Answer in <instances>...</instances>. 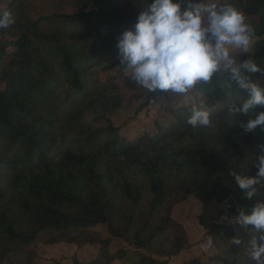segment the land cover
I'll list each match as a JSON object with an SVG mask.
<instances>
[{
	"label": "trees",
	"instance_id": "1",
	"mask_svg": "<svg viewBox=\"0 0 264 264\" xmlns=\"http://www.w3.org/2000/svg\"><path fill=\"white\" fill-rule=\"evenodd\" d=\"M232 2L255 28L251 53L241 54L238 63L252 55L264 69V0ZM74 6V13L32 20L23 0L9 3L15 16L11 29L18 32L14 41L0 44V59L12 48L0 70V264H21L22 258H29L22 264H33L29 246L39 235L49 243L71 242L74 236L64 237L70 230L97 226L109 235L97 240L92 259L74 258L73 264H168L189 243L176 223L177 237L168 249L161 246L167 228L175 227L163 209L190 195L202 206V237H210L216 250L209 264H254L247 247L251 229L218 220L264 199V188L251 199L244 197L229 175L233 170L254 175L257 145L264 142V128L245 132L239 121L248 117L229 115L230 106L246 93L234 83L229 87L228 73L222 78L218 72L194 88L213 103L211 128L186 123L191 104H175L174 123L158 125L153 136L128 138L110 123L83 124L88 112L103 120L140 99L138 110L145 108L164 92L144 89L127 101L117 85L99 80L104 72L126 68L120 65L117 39L134 28L142 10H133L127 0H74ZM188 6L183 0L182 9ZM54 20L60 21L54 28L40 29L41 21ZM5 33L8 29H0V35ZM123 77L126 86L138 89L128 73ZM252 78L264 84V72ZM252 111L258 114L264 106ZM235 235L240 245L231 243ZM185 264L202 263L193 258Z\"/></svg>",
	"mask_w": 264,
	"mask_h": 264
},
{
	"label": "clouds",
	"instance_id": "2",
	"mask_svg": "<svg viewBox=\"0 0 264 264\" xmlns=\"http://www.w3.org/2000/svg\"><path fill=\"white\" fill-rule=\"evenodd\" d=\"M151 0L137 17L133 29L124 30L116 47L120 65L128 69L129 77L149 93L155 91L187 95L198 85L210 82L223 69L228 73L229 87L234 83L246 97L230 106L229 115L243 114L239 121L245 132L258 126L264 128V111L252 110L264 106V84L252 77L264 69L249 56L237 62L234 52H249L255 40V28L232 0ZM15 23L11 10H0V29ZM186 123L193 129L214 127L210 109L203 98L193 101ZM254 175L230 171L236 187L251 199L264 188V142L257 145ZM223 220L224 218L221 217ZM230 223L251 229L248 257L254 264H264V199L242 208ZM234 245L242 240L230 239ZM211 246V241L208 242Z\"/></svg>",
	"mask_w": 264,
	"mask_h": 264
},
{
	"label": "rangeland",
	"instance_id": "3",
	"mask_svg": "<svg viewBox=\"0 0 264 264\" xmlns=\"http://www.w3.org/2000/svg\"><path fill=\"white\" fill-rule=\"evenodd\" d=\"M11 0H0V10L9 9V3ZM25 6V12L29 18L36 20L44 16L55 14H70L76 12L74 6V0H23ZM128 5L133 10H144L150 3L148 0H127ZM86 10V9H85ZM40 29L48 31L57 26L60 21L54 20L41 21ZM13 25L8 28V33L0 35V44H9L16 39L17 30L11 29ZM264 37V35H263ZM12 48L8 47L3 53L0 59V70L8 63ZM245 53V52H243ZM241 52H234L232 55L238 62V58ZM124 73H128V69L120 70L114 69L108 72H104L99 76V80L104 83L111 82L117 85L122 94L130 100L135 94L143 92L144 88L139 86L138 89H131L124 84ZM220 77L224 78L227 72L221 69L219 72ZM203 98L206 105L210 107L211 100L206 99L203 95L193 89L187 95L180 94H164L157 99H151L148 101V105L140 110L138 106L143 102V99L133 101L130 105L117 110L116 112L109 114L106 119L96 120L93 113H86L83 117V124L91 127H105L108 123L113 127L119 128V135L126 136L128 138H136L144 133L150 136L156 134V127L158 125L162 127L171 126L174 123L171 115V109L175 108V104H192L197 98ZM150 200L148 192L144 193L143 206L147 205ZM147 207V206H146ZM201 203L192 195L188 196L185 200L174 203L169 209H163L165 215H167L173 222V226L167 228L163 245L161 246L168 249L172 239L177 237L179 228L177 225H181L186 233L187 242L189 246L177 250L176 254L168 258V264H185L188 260L193 258H199L202 264H209V255L214 251V246L211 242L209 246L208 242L211 241L210 237L203 239L202 235L205 232L199 225L198 217L201 212ZM146 209V208H145ZM221 217L218 219L221 223H230L231 218ZM177 223V225H176ZM140 225L138 220L132 229H135ZM136 232V231H135ZM109 235L104 227H94L84 229L82 232L79 230H70L64 237L74 236V241H65L61 239L55 243H49L46 237L38 236L29 246L32 251L30 255L33 264H73V259L77 258L82 261H88L92 259L98 251L99 244L98 239L105 238ZM91 240V243H87ZM79 241V242H78ZM128 247V246H127ZM132 250V247H129ZM146 253L144 249L140 250ZM139 251V252H140ZM136 252V253H139ZM151 256L157 259H167L165 256H156L153 252H149ZM29 258L20 259L19 263H27ZM126 261V260H125ZM131 260L126 261L128 264ZM112 264H121L120 261L114 260Z\"/></svg>",
	"mask_w": 264,
	"mask_h": 264
}]
</instances>
